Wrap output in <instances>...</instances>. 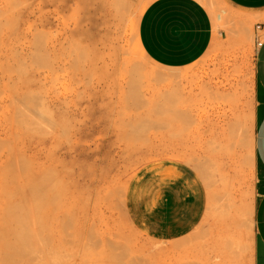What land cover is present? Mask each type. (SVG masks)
Segmentation results:
<instances>
[{
    "label": "rangeland",
    "instance_id": "rangeland-1",
    "mask_svg": "<svg viewBox=\"0 0 264 264\" xmlns=\"http://www.w3.org/2000/svg\"><path fill=\"white\" fill-rule=\"evenodd\" d=\"M113 1L0 0V264H211L209 249L195 258L193 246L149 242L128 216L133 177L178 159L201 127L194 112L213 106L195 103L210 96L201 68L140 56L154 0H122L119 14ZM198 1L227 15L242 47L254 24L232 20L223 0Z\"/></svg>",
    "mask_w": 264,
    "mask_h": 264
},
{
    "label": "crops",
    "instance_id": "crops-1",
    "mask_svg": "<svg viewBox=\"0 0 264 264\" xmlns=\"http://www.w3.org/2000/svg\"><path fill=\"white\" fill-rule=\"evenodd\" d=\"M223 1L232 20L254 24L242 47L227 15L214 19L198 0H154L141 16L145 56L161 70L201 68L210 96L195 103L213 108L194 112L202 124L192 150L180 144L178 159L138 171L125 207L135 230L162 248L193 246L195 258L209 249L211 264H264V0Z\"/></svg>",
    "mask_w": 264,
    "mask_h": 264
},
{
    "label": "bare ground",
    "instance_id": "bare-ground-1",
    "mask_svg": "<svg viewBox=\"0 0 264 264\" xmlns=\"http://www.w3.org/2000/svg\"><path fill=\"white\" fill-rule=\"evenodd\" d=\"M122 7H123V1L122 0H114L113 3H112V6H111L112 10L116 11L117 14H119L122 11ZM137 50L140 51V56L141 57H145L144 52L141 50L139 41H138V44H137Z\"/></svg>",
    "mask_w": 264,
    "mask_h": 264
},
{
    "label": "built area",
    "instance_id": "built-area-1",
    "mask_svg": "<svg viewBox=\"0 0 264 264\" xmlns=\"http://www.w3.org/2000/svg\"><path fill=\"white\" fill-rule=\"evenodd\" d=\"M257 31H261V25L256 26ZM258 46H261V41L257 43Z\"/></svg>",
    "mask_w": 264,
    "mask_h": 264
}]
</instances>
